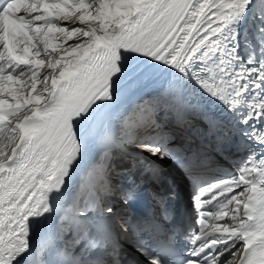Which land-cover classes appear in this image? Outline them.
<instances>
[{"label": "bare ground", "instance_id": "6f19581e", "mask_svg": "<svg viewBox=\"0 0 264 264\" xmlns=\"http://www.w3.org/2000/svg\"><path fill=\"white\" fill-rule=\"evenodd\" d=\"M209 2L134 0L130 15H123L124 8L117 4L122 16L107 32L97 30L101 24L90 29L83 21L92 18L94 6L88 4L93 3L97 12L105 6L101 0H32L29 6L10 12L13 26L2 17L0 45L9 46L0 47L1 62L8 61L10 70L18 73L16 85L9 86L21 101L16 107L18 102L0 97V110L7 112L5 118L0 114V195L16 181L31 178L32 169L42 160L45 176L50 173L47 163L55 160L58 183L54 201L42 217L33 219L35 223L20 229L22 221L14 219L12 212L0 219V264H31L28 259L33 257L40 264H62L56 246L97 261L94 248L84 250L73 235H64L71 223L63 221L60 206L76 198L81 171L92 164L108 129L126 116L143 93L160 87L171 69L186 87L185 97L191 101L197 97L188 82L187 48ZM251 8L250 0L233 4L224 28V37L235 44L231 54L243 48L239 32ZM87 33L90 47L57 65L68 60L70 48L86 43ZM61 78L63 83L57 85ZM104 220L93 222L107 227L109 220Z\"/></svg>", "mask_w": 264, "mask_h": 264}, {"label": "rangeland", "instance_id": "374dc122", "mask_svg": "<svg viewBox=\"0 0 264 264\" xmlns=\"http://www.w3.org/2000/svg\"><path fill=\"white\" fill-rule=\"evenodd\" d=\"M101 1L105 6H103L101 9L97 8V12L95 9V5H93V3L88 4V7L94 6V8H91V14L90 15H92V18L91 19L84 18L83 21L85 24H87L90 27V29L94 28L95 24H101V29L97 28L98 31H101V32L110 31V29H112L114 27V25L117 23L118 19L122 16V13H123V15H130L134 11L133 7H132L133 6L132 3L134 0H119V3L116 1L114 2L113 0H101ZM250 1L252 3L251 10L253 13L251 18L255 17V11L256 10H258L261 13V16L264 15V0H254V2H253V0H250ZM117 4L119 6H122L125 11L121 13L116 6ZM27 6H29V5H27ZM93 30H96V29H93ZM79 33L80 32H78V34ZM84 35L87 37L85 39L86 43H84L82 46H79V47L70 48L71 50L67 53L69 55V57H67L68 60L64 59L60 62L58 61L57 65H63L67 61H72V59L78 57L83 51H85L86 49H88L90 47L91 36L88 33L84 34ZM58 55H60V54L58 53ZM43 91H45V90H43ZM40 101H42V97H40L36 102L39 103ZM11 130L14 131L13 129H11ZM15 136H16V133L13 134V138Z\"/></svg>", "mask_w": 264, "mask_h": 264}]
</instances>
